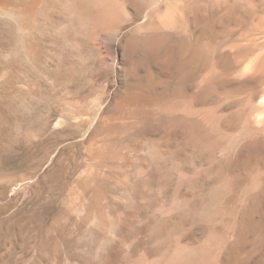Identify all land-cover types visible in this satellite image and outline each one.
<instances>
[{
    "label": "rangeland",
    "instance_id": "1",
    "mask_svg": "<svg viewBox=\"0 0 264 264\" xmlns=\"http://www.w3.org/2000/svg\"><path fill=\"white\" fill-rule=\"evenodd\" d=\"M263 60L264 0H0V264H264Z\"/></svg>",
    "mask_w": 264,
    "mask_h": 264
},
{
    "label": "bare ground",
    "instance_id": "2",
    "mask_svg": "<svg viewBox=\"0 0 264 264\" xmlns=\"http://www.w3.org/2000/svg\"><path fill=\"white\" fill-rule=\"evenodd\" d=\"M192 51V50H191ZM178 62V61H177ZM260 65H262V69L264 70V60H263V62L260 64ZM181 67V66H180ZM182 68V67H181ZM183 71V70H182ZM263 92H264V89H263ZM264 97V96H263ZM131 106V105H130ZM138 106V105H137ZM146 107V106H145ZM125 109V108H124ZM126 110V109H125ZM140 114V113H139ZM141 159V158H140ZM125 161H126V159H125ZM142 162V161H141ZM32 238V237H31Z\"/></svg>",
    "mask_w": 264,
    "mask_h": 264
}]
</instances>
